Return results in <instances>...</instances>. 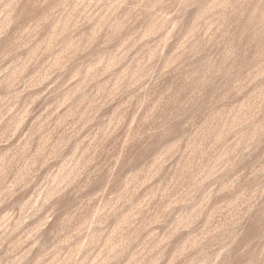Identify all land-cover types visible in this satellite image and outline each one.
Instances as JSON below:
<instances>
[{"label":"rangeland","instance_id":"374dc122","mask_svg":"<svg viewBox=\"0 0 264 264\" xmlns=\"http://www.w3.org/2000/svg\"><path fill=\"white\" fill-rule=\"evenodd\" d=\"M0 264H264V0H0Z\"/></svg>","mask_w":264,"mask_h":264}]
</instances>
